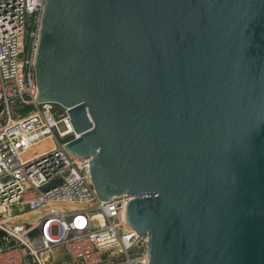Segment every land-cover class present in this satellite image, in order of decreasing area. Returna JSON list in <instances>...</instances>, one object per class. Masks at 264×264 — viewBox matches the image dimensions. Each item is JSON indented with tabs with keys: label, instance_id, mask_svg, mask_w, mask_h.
<instances>
[{
	"label": "water",
	"instance_id": "95a60500",
	"mask_svg": "<svg viewBox=\"0 0 264 264\" xmlns=\"http://www.w3.org/2000/svg\"><path fill=\"white\" fill-rule=\"evenodd\" d=\"M43 31L39 99L100 198L141 196L150 264H264V0H49Z\"/></svg>",
	"mask_w": 264,
	"mask_h": 264
},
{
	"label": "built area",
	"instance_id": "2783aa9c",
	"mask_svg": "<svg viewBox=\"0 0 264 264\" xmlns=\"http://www.w3.org/2000/svg\"><path fill=\"white\" fill-rule=\"evenodd\" d=\"M44 3L0 0V264H150L147 234L126 219L141 196L100 198L92 153L65 149L76 137L66 110L39 99L32 63ZM42 140L50 146L37 150ZM56 250L64 260L52 263Z\"/></svg>",
	"mask_w": 264,
	"mask_h": 264
},
{
	"label": "bare ground",
	"instance_id": "6f19581e",
	"mask_svg": "<svg viewBox=\"0 0 264 264\" xmlns=\"http://www.w3.org/2000/svg\"><path fill=\"white\" fill-rule=\"evenodd\" d=\"M49 0H46L44 3V7L42 10V23L40 25L39 28V35H38V39H37V50L34 54V58H33V67H34V76H35V69H36V77L38 75V70H39V61H40V53H41V45H42V41H43V36H44V31H43V27H44V23H45V18H46V11H47V5H48ZM37 84V83H36ZM38 88V87H37Z\"/></svg>",
	"mask_w": 264,
	"mask_h": 264
},
{
	"label": "rangeland",
	"instance_id": "374dc122",
	"mask_svg": "<svg viewBox=\"0 0 264 264\" xmlns=\"http://www.w3.org/2000/svg\"><path fill=\"white\" fill-rule=\"evenodd\" d=\"M35 77H36V69H35ZM41 91L40 89H38V92ZM57 112H59V110L57 109ZM24 113V112H22ZM60 113V112H59ZM12 118H16L15 117V114H12ZM50 145L48 144V141L47 140H42L40 141V143H38L36 145V149L37 150H41V149H46L48 148ZM70 156H74V155H71L69 154ZM101 196V195H100ZM53 233H54V229H53ZM61 259H63V256H62V253H60L58 250L55 251V255L53 256V259H52V263H59L61 261ZM64 260V259H63Z\"/></svg>",
	"mask_w": 264,
	"mask_h": 264
},
{
	"label": "crops",
	"instance_id": "0c3cea01",
	"mask_svg": "<svg viewBox=\"0 0 264 264\" xmlns=\"http://www.w3.org/2000/svg\"><path fill=\"white\" fill-rule=\"evenodd\" d=\"M57 251V250H56ZM59 251V250H58ZM60 252V251H59ZM53 255H55V252L53 253Z\"/></svg>",
	"mask_w": 264,
	"mask_h": 264
}]
</instances>
